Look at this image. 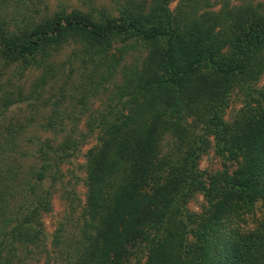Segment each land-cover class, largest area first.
Wrapping results in <instances>:
<instances>
[{"label": "trees", "instance_id": "obj_1", "mask_svg": "<svg viewBox=\"0 0 264 264\" xmlns=\"http://www.w3.org/2000/svg\"><path fill=\"white\" fill-rule=\"evenodd\" d=\"M170 1L124 0L116 15L60 8L25 21L7 19L0 4V68L36 72L26 92L0 89V264L47 254L41 217L60 165L85 137L63 131L100 88H109V99L85 121L96 145L85 153L80 231L67 264H264V224L248 235L232 228L239 210L264 197V85L256 86L264 6L223 1L214 11L203 9L209 0H180L170 10ZM64 45L75 47L67 68L55 58ZM138 45L140 62L117 69ZM72 73L80 83L66 88ZM61 77L56 96L43 97ZM233 93L243 103L226 120ZM22 103L34 111L26 125L5 114ZM25 128L38 134L25 139ZM208 149L222 170L199 168ZM196 193L205 202L200 212L187 208Z\"/></svg>", "mask_w": 264, "mask_h": 264}, {"label": "rangeland", "instance_id": "obj_2", "mask_svg": "<svg viewBox=\"0 0 264 264\" xmlns=\"http://www.w3.org/2000/svg\"><path fill=\"white\" fill-rule=\"evenodd\" d=\"M124 0H0V4L3 5L5 9V17L17 18L18 20H39L46 17H51L54 11L59 10L60 8L70 11V9L78 10L82 13H90L96 15L98 11H104L111 15L117 14L118 6L123 3ZM180 0H171L168 4L170 10L174 9ZM223 1H228L230 5H240V4H249L255 6L257 4L264 6V0H209L211 3L210 7H203L206 10L216 11L222 4ZM24 17V18H22ZM20 22V21H19ZM120 44H114V47H118ZM113 47V48H114ZM75 47L73 45H64L56 54L55 58L57 61H64L65 68H67V61H69L72 56V50ZM145 50L139 45L134 48H127L122 54V58L119 61L117 69L122 64H131L134 62L139 63L141 58L144 56ZM17 65L5 66L0 68V89L10 88L14 90L16 85L19 86L22 92H26L36 75L35 71L25 70L22 73L16 72ZM118 74H115V81H118ZM79 75H82L79 72ZM72 83L66 85V88L77 86L80 83L78 74L72 73L71 76ZM64 83L63 78L57 79L55 82L48 83L44 89L43 97L48 96V94H53L56 96V92ZM264 85V70L260 75L256 86ZM88 87L85 86L79 92L83 93ZM77 92L76 96H79ZM109 93V88L105 92L101 91V88L94 95L87 94L85 97V107L86 110L83 112L82 106L78 104L74 110L72 116H76L77 124L74 122L72 125L70 121L66 123V128L64 133H70L74 130L73 134H70L75 137H79V134L84 135V139L81 141V144H78L74 153L68 157L61 165V180L56 185V191L51 195L50 204L51 209L49 212L45 213L41 217L42 227L44 232L45 247L47 248V254L41 253V255L30 254L29 258L26 261V264H44L47 261V264H67L69 259L68 253L71 251V245L74 244L76 238L79 237V227L81 224V207L84 203L85 197V153L88 148L96 145L95 133H90L87 130L85 121L89 119V114L101 111L104 106L107 104ZM52 97V98H53ZM241 95L232 94L228 106L224 111V119H231L235 113L240 109L242 105ZM47 111L49 106H44ZM7 116L11 114H16L20 122L26 125L28 116L34 114L31 107L26 106V104L14 105L9 108L6 113ZM35 117V115H34ZM35 121V120H34ZM34 121L32 123H34ZM72 126V127H71ZM32 134H38L34 131L33 128H25V131L22 132L21 137L28 139ZM41 136H45L48 133H41ZM63 136L61 134L57 135V140ZM19 139V143H20ZM199 168L205 170L208 173L215 171H220L223 169L222 160L213 153L212 149H208L200 158ZM227 168L230 170L234 167L233 164H226ZM257 202H259V207H257ZM205 206L204 199L200 193H196L187 203V208L192 212H200L202 207ZM264 208V197L257 200L255 204L249 209H241L238 211L239 218H234L235 224L239 228V224L246 223L244 216L248 213H251L254 217L255 211ZM235 216V215H234ZM62 226V240L59 244L55 245L53 243V233L58 226ZM226 229H229L231 226L226 225ZM69 250V251H68ZM48 256V257H46Z\"/></svg>", "mask_w": 264, "mask_h": 264}, {"label": "clouds", "instance_id": "obj_3", "mask_svg": "<svg viewBox=\"0 0 264 264\" xmlns=\"http://www.w3.org/2000/svg\"><path fill=\"white\" fill-rule=\"evenodd\" d=\"M257 207H259V202H257ZM246 223L239 224V230L242 235H248L250 233H256L261 224H264V208H261L258 211H255V215L248 213L244 216ZM236 227V225H233Z\"/></svg>", "mask_w": 264, "mask_h": 264}]
</instances>
